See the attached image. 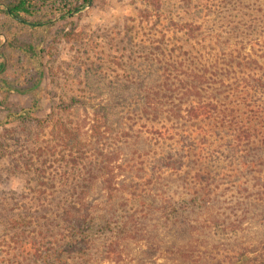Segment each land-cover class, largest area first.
<instances>
[{
	"label": "trees",
	"instance_id": "trees-1",
	"mask_svg": "<svg viewBox=\"0 0 264 264\" xmlns=\"http://www.w3.org/2000/svg\"><path fill=\"white\" fill-rule=\"evenodd\" d=\"M57 1L0 3V13L40 29L53 25L59 12L79 11L92 0L71 6H57ZM185 1L195 14L176 31L183 32L190 48L147 50L125 81L126 89L137 91L125 98L124 144L120 149L113 137L105 146L121 156L91 149L105 143H69V155H75L66 165L75 174L70 186L64 183L59 190L64 197L54 203L52 191L48 194L45 243L36 247L35 240V251L23 253L19 242L13 257L1 262L90 264L97 249L103 258L119 259L120 242L129 236L147 240L144 220L154 218L161 233L195 231L201 244L193 254L199 260L204 255L206 264H264V240L254 244L238 235L253 218L264 223V209H252L254 203L264 208V0L258 2L260 15L245 11L239 18L209 5L204 12H210L199 15L201 5ZM250 1L221 0L220 5L231 11L257 4ZM209 21L221 23L214 29ZM6 45L23 52L36 68L29 88L2 83L9 90L33 91L36 98L14 112L11 120H16L38 109L45 53L40 42L17 34ZM4 67L0 58V70ZM113 166L119 170L106 175ZM51 224L59 227L52 230Z\"/></svg>",
	"mask_w": 264,
	"mask_h": 264
},
{
	"label": "rangeland",
	"instance_id": "rangeland-1",
	"mask_svg": "<svg viewBox=\"0 0 264 264\" xmlns=\"http://www.w3.org/2000/svg\"><path fill=\"white\" fill-rule=\"evenodd\" d=\"M14 1L0 3L8 6ZM78 1L58 0L57 6ZM220 1L192 3L201 5L199 15L209 11L204 12L208 5L213 11L225 15L232 12L230 15L238 18L245 11L262 13L258 2L263 0L231 11L224 10ZM247 3L252 2L245 0ZM187 7L185 0H92L79 11L59 12L53 25L40 29H30L0 13V58L5 59V67L0 70V262L1 257H13L19 242L23 253L35 251L31 247L35 240L36 247L45 243L50 226L46 220L48 194L52 191L54 203L64 197L65 192L59 190L65 189L64 183L70 186V175L75 174L66 165L75 155L73 151L69 155L70 144L79 147V141H97L105 145L99 144L96 150L92 147L96 153L121 156L120 150L109 152L105 146L113 137L120 149L124 144L122 125L127 124L129 108L125 98L137 91L126 89L125 81L135 73L140 56L147 50L162 46L170 49L176 44L190 48L183 32L176 31L181 21L195 14ZM220 23L209 21L206 25L217 29ZM12 34L40 42L45 53L38 109L32 116L16 120H11L14 112L32 106L36 98L33 91L9 90L2 83L6 81L16 89L29 88L36 68L23 52L6 45ZM98 133L101 136L95 138ZM118 170L113 166L106 175L112 177ZM98 186L94 190L99 195ZM252 209L260 213L264 208L254 203ZM154 222V218L144 220L147 240L129 236L120 242L123 253L119 259L114 254L103 258L101 249H97L90 264H206L204 255L200 260L195 256L201 244L195 231L193 235H187V229L179 235L161 233ZM247 227L238 232L244 241L256 244L264 240V223L253 218Z\"/></svg>",
	"mask_w": 264,
	"mask_h": 264
}]
</instances>
